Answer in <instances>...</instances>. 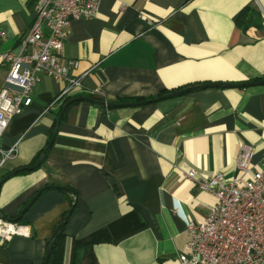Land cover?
<instances>
[{
	"label": "crops",
	"instance_id": "crops-1",
	"mask_svg": "<svg viewBox=\"0 0 264 264\" xmlns=\"http://www.w3.org/2000/svg\"><path fill=\"white\" fill-rule=\"evenodd\" d=\"M246 9L249 26H237ZM34 16L25 0H0V54L19 53ZM75 75L90 73L106 108L83 100L44 111L62 85L40 76L33 102L15 117L0 149L15 148L0 180V216L14 217L37 191L22 225L29 237L0 244V264H43L64 214L73 208L48 264H179L187 223L215 203L189 182L233 176L243 145L264 161V84L207 88L158 101L175 90L209 83L264 80V0H102L98 14L72 21L63 42ZM7 67L0 65V86ZM134 99L147 102L132 101ZM52 143L38 168L28 166ZM64 188V189H62Z\"/></svg>",
	"mask_w": 264,
	"mask_h": 264
},
{
	"label": "built area",
	"instance_id": "built-area-1",
	"mask_svg": "<svg viewBox=\"0 0 264 264\" xmlns=\"http://www.w3.org/2000/svg\"><path fill=\"white\" fill-rule=\"evenodd\" d=\"M25 1L33 7L34 16L20 40L19 53L0 54V65L7 67L0 86V139L12 120L32 104L40 76L62 85L44 111L59 110L68 99L85 96L82 80L90 70L74 74L79 63L64 58L63 42L71 22L95 17L102 0ZM87 96L105 101L98 89ZM254 152L252 146H241L230 178L222 173L200 178L194 169L185 173L195 187L214 196L215 203L203 221L187 223L189 237L179 264H264V161L255 168ZM13 154L15 148L0 149V176ZM30 235L26 227L0 216V244Z\"/></svg>",
	"mask_w": 264,
	"mask_h": 264
},
{
	"label": "trees",
	"instance_id": "trees-1",
	"mask_svg": "<svg viewBox=\"0 0 264 264\" xmlns=\"http://www.w3.org/2000/svg\"><path fill=\"white\" fill-rule=\"evenodd\" d=\"M246 16L247 15H246V9H245L239 14V16L236 19L237 26H239V27H241L243 29H245L247 26H249V23L247 22V17ZM79 98L92 99L90 96H86V97L76 96V97H73L71 99H68L62 105V107L59 109V111H61L63 108H65V110H66L70 105L75 104V103H77L79 101H83V100H81ZM99 101H101V100H99ZM132 101H137V102L144 103V102L149 101V99L148 100L134 99ZM101 102H104V101H101ZM107 103H110V102H107ZM110 104H116V103H110ZM114 107H116V106L112 105L111 107H106V108L110 109V108H114ZM51 145H52V143L49 141V143H47L45 145V147L33 158L32 162H30V164L28 166L19 168L20 170L16 174H25V173H28L29 171H33V170H28L27 168L34 166L39 160H41V163H42V160H44L47 157L48 152H49V150L51 148ZM60 188L61 187H58V186L45 185V186L41 187L37 192H39V195H41V194H43L44 192H46L48 190H60ZM26 205L27 204H25V206ZM25 206L20 210V212L16 216H14V217H6V216H4V218L9 220V221H11V222L17 223L19 225H23L25 223L24 217H25V213L27 211L20 218H19V216H20L22 210L25 208ZM66 214H67V212L64 214L65 216H64L63 220L61 221L60 225L57 227L58 230L56 231V233L54 234V237L52 238V241L48 245L43 264H48L49 263V260H50L51 256L53 255V253L55 251L57 242H58L59 237H60V233L62 232L63 227H64V225L66 223Z\"/></svg>",
	"mask_w": 264,
	"mask_h": 264
},
{
	"label": "water",
	"instance_id": "water-1",
	"mask_svg": "<svg viewBox=\"0 0 264 264\" xmlns=\"http://www.w3.org/2000/svg\"><path fill=\"white\" fill-rule=\"evenodd\" d=\"M264 84V80H260L258 82H246V83H238V84H231V83H209V84H205L202 86H195V87H189V88H185V89H181V90H175L169 94L160 96L159 98H155L152 101H158V100H162V99H168L171 97H179L181 95L193 92L195 90H199V89H207V88H242V87H249V86H254V85H262ZM81 100H86L89 101L93 104L99 105V106H103V107H111L112 105L114 106H122V105H131V106H137L140 103H126V104H110V103H105V102H101L99 100H94V99H85V98H79ZM65 108H63L60 113H59V117H58V122L60 121L63 112H64ZM41 163V160H39L34 166L32 167H28V170H34L35 168H37ZM20 169H17L15 171H13L10 176L15 175ZM9 176V175H8ZM6 176L5 178H3L2 180H0V185L3 183V181L8 177ZM61 189V188H60ZM64 189V188H62ZM39 196V192H37L33 198L27 203V205L25 206V208L22 210L19 218L29 209V207L34 203V201L38 198ZM73 208H70V210L67 212L66 214V221L68 220L71 212H72Z\"/></svg>",
	"mask_w": 264,
	"mask_h": 264
}]
</instances>
